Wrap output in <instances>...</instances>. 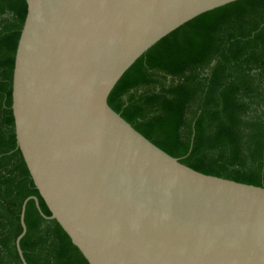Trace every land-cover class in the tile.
Wrapping results in <instances>:
<instances>
[{"label":"water","instance_id":"obj_1","mask_svg":"<svg viewBox=\"0 0 264 264\" xmlns=\"http://www.w3.org/2000/svg\"><path fill=\"white\" fill-rule=\"evenodd\" d=\"M238 0H25L14 54L16 146L39 215L88 264H264V188L203 175L107 104L161 39Z\"/></svg>","mask_w":264,"mask_h":264},{"label":"trees","instance_id":"obj_2","mask_svg":"<svg viewBox=\"0 0 264 264\" xmlns=\"http://www.w3.org/2000/svg\"><path fill=\"white\" fill-rule=\"evenodd\" d=\"M25 0H0V264H21L15 239L38 195L16 146L14 54ZM108 106L161 151L203 175L264 188V0H238L182 25L123 74ZM19 246L26 264H88L33 201Z\"/></svg>","mask_w":264,"mask_h":264}]
</instances>
